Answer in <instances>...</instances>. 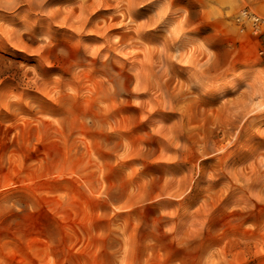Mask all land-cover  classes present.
I'll return each mask as SVG.
<instances>
[{
  "label": "rangeland",
  "instance_id": "374dc122",
  "mask_svg": "<svg viewBox=\"0 0 264 264\" xmlns=\"http://www.w3.org/2000/svg\"><path fill=\"white\" fill-rule=\"evenodd\" d=\"M243 9L264 21V0L0 9V264H264V25Z\"/></svg>",
  "mask_w": 264,
  "mask_h": 264
},
{
  "label": "bare ground",
  "instance_id": "6f19581e",
  "mask_svg": "<svg viewBox=\"0 0 264 264\" xmlns=\"http://www.w3.org/2000/svg\"><path fill=\"white\" fill-rule=\"evenodd\" d=\"M48 0H0V9H6V10H12V9H15L18 5L24 3L29 10H35L37 7H40L42 8L46 2ZM55 14L56 12H54L52 15L49 16V18H54L55 17ZM26 23V22H25ZM26 25V24H24ZM24 28V27H23ZM98 29V28H97ZM13 32L12 33H16L17 30H12ZM20 31V30H18ZM21 32V31H20ZM11 33V34H12ZM24 34H27V33H24ZM32 35V34H31ZM28 36V34H27ZM20 37V36H19ZM33 38V37H32ZM51 43V42H50ZM76 46V45H75ZM78 49L81 50V46L80 45H77ZM77 47H76V50H77ZM75 48V47H74ZM93 56V54H92ZM82 57V62L78 64V66L80 65H85L84 64V61L87 62L88 60L92 59V60H96L97 59V56H94L93 58H90L88 57V55L85 54V52L83 53V55L81 56ZM96 57V58H95ZM104 59V58H103ZM106 61V60H105ZM103 61V65L105 66H108L109 65L107 64V61L105 62ZM92 62V61H91ZM96 62V61H95ZM97 63V62H96ZM87 64H90V63H87ZM100 65V64H99ZM88 66V65H87ZM91 67V65H90ZM114 67V66H113ZM73 68V67H72ZM115 68V67H114ZM101 71V69H100ZM95 72H98V71H95ZM102 73V72H101ZM104 74V73H103ZM105 76V75H104ZM109 79L112 80L111 83H113L111 86H112V93L114 94V96H117V97H121L123 96L126 92H128V89L125 87V85L122 84V82L120 81V79H118V74L116 73H111L109 75ZM107 79V78H106ZM110 85V84H109ZM109 90V89H108ZM111 90V89H110ZM109 90V91H110Z\"/></svg>",
  "mask_w": 264,
  "mask_h": 264
},
{
  "label": "built area",
  "instance_id": "2783aa9c",
  "mask_svg": "<svg viewBox=\"0 0 264 264\" xmlns=\"http://www.w3.org/2000/svg\"><path fill=\"white\" fill-rule=\"evenodd\" d=\"M238 20L243 23L248 22L254 33L261 32L264 25L262 17L250 9H243L238 16Z\"/></svg>",
  "mask_w": 264,
  "mask_h": 264
}]
</instances>
